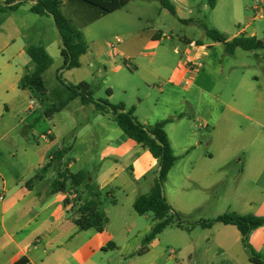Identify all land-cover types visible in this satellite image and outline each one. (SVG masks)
<instances>
[{
	"label": "crops",
	"instance_id": "crops-1",
	"mask_svg": "<svg viewBox=\"0 0 264 264\" xmlns=\"http://www.w3.org/2000/svg\"><path fill=\"white\" fill-rule=\"evenodd\" d=\"M0 1L4 5L6 0ZM187 1L192 0H171L176 16L200 25L199 20L188 16L193 14L192 9L184 11L188 7L182 3ZM35 2L27 0L15 11L0 12L8 16L2 25H7L12 32L1 50L0 131L3 126L8 127L10 121L5 123L4 118L11 113V108L20 105L21 98L30 92L20 88L24 74L34 69L27 48L42 45L49 55L50 49L56 48L61 56L62 41L54 20L32 13ZM132 2L134 0L130 4ZM221 2L223 0H217L212 10ZM203 8L208 9L209 5ZM62 11L73 24L76 19L77 27L90 44L86 34L89 26H85L86 22L80 17L86 13L92 18L96 11L74 0H63ZM245 17L244 27L238 20L234 34H225L229 40L242 35L259 37L252 24L255 19ZM47 30L52 34H46ZM122 35L124 40H117L121 45H115L111 51V72L118 75L125 71L127 79L140 72L149 90L147 97H152L154 87H158L166 102L164 109H174L175 117L168 119V123L188 120L191 128L190 134L180 133L178 146L165 128L177 157L164 185L168 203L184 220L191 222L215 219L230 212L264 217V70L253 72L252 65L238 58L241 49L227 53L225 45L210 40L203 28L196 38L183 39L185 60L170 67L155 60L162 46L163 32L135 30ZM92 44L95 41L92 40ZM89 51L81 57L80 68L93 65ZM247 52L256 57L258 70L262 68L257 52ZM91 54L95 52L91 50ZM198 64L201 67L194 69ZM128 82L120 84L125 95L129 93ZM162 84L167 88H162ZM108 90L111 94L106 93V100L111 103L115 90L112 87L106 92ZM159 101L146 118L140 116L142 98L135 104L128 100L119 103L127 110L133 108L138 121L150 126L163 121L159 120L157 111ZM102 115L111 116L115 122L112 114ZM18 125L20 123L15 127ZM55 129L56 125L53 131L48 130L44 148H31V156L27 155L24 144L7 139L14 127L8 128L4 136L0 134V264H14L23 257L31 264H184V258L189 260L188 264H253L239 230L223 224L211 229L195 227L189 232L175 227L178 231L171 243L163 239L164 231L151 243L148 253L136 255L155 220L152 214L139 215L134 203L140 195L151 191L158 162L120 128L121 133L111 132L112 139L100 152V164L96 166L94 160L89 163L88 179L101 191L99 209L106 215L107 222L101 231L79 230L74 221L78 217L77 209L86 199L84 186L69 187L66 192L56 194L49 190L54 179L45 178L27 186L52 160L56 150L68 148L63 163L70 171L78 167V159L68 158L78 141L77 136L74 147L63 146ZM128 162H132L129 169ZM79 171L82 169L77 168L73 173ZM51 172L57 176V169H51L49 174ZM38 182L43 183L40 189L36 186ZM112 198L115 204L111 203ZM198 229L203 233L195 234ZM249 243L264 258V227L250 234ZM168 246L173 247L170 255Z\"/></svg>",
	"mask_w": 264,
	"mask_h": 264
},
{
	"label": "rangeland",
	"instance_id": "rangeland-1",
	"mask_svg": "<svg viewBox=\"0 0 264 264\" xmlns=\"http://www.w3.org/2000/svg\"><path fill=\"white\" fill-rule=\"evenodd\" d=\"M182 4L188 7L184 11H187L189 8L193 10V14L188 15L190 18L197 19L200 24L218 29L227 35L234 34L237 30L238 23L236 21L238 20H240L242 27H244L246 25L245 15H248L249 18L255 19L252 24L259 32L258 38L260 40L264 39V19L260 18L254 11V0H223L216 10H212L210 6L208 9L203 8V5H209V1L207 0H192ZM236 4L238 5V9H236ZM3 6L0 1V8ZM247 7L250 10H247ZM237 10L240 14H236ZM0 12L3 13L1 10ZM89 15L84 13L82 15L83 19L82 17L80 19L89 23L91 19ZM7 17L5 14H0V69L2 63L1 50H3V47L11 38L12 33L10 28H7V25H2ZM74 25L78 26L76 19ZM88 26L86 34L90 43L89 55L91 56L93 65L71 71L63 70V59L57 49H50L53 63L43 75L47 94L43 96L36 91H30L29 94L21 98L20 105L13 106L11 113L4 118L5 123L10 121L8 127L6 125L3 126L0 131L1 136H4L8 128L14 127V130L6 136L8 137L7 139H15L17 140L16 142L24 144L23 148L28 150L27 155L31 156L33 155L31 148L35 149L34 147L37 146L44 148L46 146V140H44L46 134L48 130L53 131L56 125L55 130L61 143L64 144L63 146L74 147L76 140L74 138L77 136L78 141L68 158L74 157L78 159V167L72 168L71 171L76 172L77 168H81L87 175L90 170L89 163L91 160H94L96 166L100 164V152L106 146L107 141L112 139L110 137L111 132L118 131L121 133V130L111 116L102 115L93 105L84 106L80 99H76L70 103L61 112L55 113L52 118L49 117L47 112L52 106L57 105L69 96V90L66 85L75 86L81 81H86L91 84L96 100H106V90L112 87L115 90V96L111 103L114 104L124 100H128L130 104H135L139 98H142L141 118H146L151 107L157 104V100L160 99L157 108L159 120L172 119L175 117V111L174 109H164L166 102L158 87H154L156 90L153 92L152 97H147L149 90L144 85L140 72H137L133 76H128V79L125 76L127 74L125 71L118 75L111 72L109 61L113 58L111 56V51L114 50L112 45L120 46L121 44H118L117 40L121 39L123 41L125 37L122 34L129 31L160 30L163 32L162 46L158 50L155 60H160L164 66L170 67L176 65L179 60H185V44L183 43V39L186 37L196 38L200 29H202L198 23L183 22L177 16L172 15L169 10L162 7L160 2L155 0H134V2L117 14H110L89 23ZM46 34L50 35L52 32L47 30ZM92 40L95 41L94 45H91ZM176 49H178L177 52L175 51ZM91 50L95 52V55L91 54ZM256 52L262 61V68H259V70L254 54L239 50L238 58L244 63L252 65L253 72L258 71L261 73L264 70V49L257 50ZM127 80H129V89H127L129 93L125 95L124 89L120 84L125 83ZM162 88L166 89L167 87L162 84ZM21 99L19 98V100ZM16 107H19V109L15 110ZM17 123H20V125L15 127ZM165 128L171 134L176 146L181 142L180 133L184 131L190 134L191 130L188 120H173ZM130 164L132 162L126 163L128 169L131 166ZM158 168L159 165L153 171L155 175ZM56 177V173L51 172L47 175L46 179L52 181ZM42 185L43 183L41 182L36 183L37 189H40ZM177 231L175 227H170L162 237L167 243H171ZM196 233H203V230L198 229ZM161 248L162 246L157 248V250L159 251ZM172 248V246H168L167 248L169 255V251ZM182 262L188 264L189 260L184 258Z\"/></svg>",
	"mask_w": 264,
	"mask_h": 264
},
{
	"label": "trees",
	"instance_id": "trees-1",
	"mask_svg": "<svg viewBox=\"0 0 264 264\" xmlns=\"http://www.w3.org/2000/svg\"><path fill=\"white\" fill-rule=\"evenodd\" d=\"M88 7L93 8L96 12L89 20V23L97 21L102 17L122 10L130 4L132 0H74ZM209 6L213 9L217 0H208ZM27 0H6L4 6L1 7L2 12L15 11ZM162 7L170 11L176 16V8L171 0H159ZM63 0H36L31 7V12L38 16H50L61 37V57L63 59V70H74L81 67V57L88 53L90 47L86 42L83 32L63 13ZM183 22H193L187 20ZM89 23H86L87 26ZM205 30L207 37L214 41L223 43L226 51L233 54L237 49L244 51H257L264 49V39L260 40L256 36H238L229 40V37L215 28H209L200 24ZM26 53L34 63V69L27 71L20 81V88L23 90L36 91L45 96L47 89L43 80L44 73L52 66L53 60L42 45L30 46ZM61 80L60 77H58ZM69 90V96L52 106L47 112L49 117L55 113L64 110L71 101L79 98L84 105L93 104L102 114H112L117 126L125 133L127 137L134 140L143 149L149 151L157 160L159 170L154 179L151 191L147 194L140 195L135 203L134 209L139 215L152 214L155 220L150 233L144 238L142 247L137 251L136 255L143 256L148 253L151 243L156 240L164 231L174 226L186 231H191L195 227L203 229H211L216 224L235 226L241 236L245 248L250 254V261L253 264H264V259L256 253L249 243L250 234L261 227H264V217L256 215H239L236 213H225L215 219L201 220L197 222L186 221L177 213L168 203L164 194V185L168 179V175L177 161L165 126L170 120L159 121L153 125L146 126L138 121L134 114V109H126L123 103L111 104L108 100H96L93 90L87 82H81L78 85H66ZM108 95L111 91L106 92ZM69 149L63 148L53 153L52 160L44 166L37 175L27 183L29 186L35 181L44 180L51 169H57V177L50 183L49 190L51 194L58 192H66L69 187L84 186L86 199L84 203L77 209L78 217L75 224L79 230H88L95 228L103 230L107 218L99 209L101 191L96 183L89 181L88 175L83 171L73 173L63 163L64 158L68 154ZM68 201H66V204ZM112 204L116 201L112 198ZM14 264H31L27 257H23Z\"/></svg>",
	"mask_w": 264,
	"mask_h": 264
},
{
	"label": "built area",
	"instance_id": "built-area-1",
	"mask_svg": "<svg viewBox=\"0 0 264 264\" xmlns=\"http://www.w3.org/2000/svg\"><path fill=\"white\" fill-rule=\"evenodd\" d=\"M254 11L258 14L260 18H264V0H254ZM113 47L115 45H112ZM201 67L199 64L193 66L194 69Z\"/></svg>",
	"mask_w": 264,
	"mask_h": 264
}]
</instances>
